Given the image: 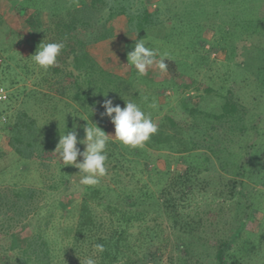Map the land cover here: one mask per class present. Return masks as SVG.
I'll list each match as a JSON object with an SVG mask.
<instances>
[{
	"label": "trees",
	"instance_id": "obj_1",
	"mask_svg": "<svg viewBox=\"0 0 264 264\" xmlns=\"http://www.w3.org/2000/svg\"><path fill=\"white\" fill-rule=\"evenodd\" d=\"M12 5H17L24 15L31 11L34 15L26 27L29 31L27 35L14 34L15 38L23 39L32 48L29 59L42 42H63L65 46L56 66L45 71L39 89L32 92L22 90L20 106L15 111L14 103L19 100L16 93H9L7 103L0 106V119L5 118L1 122L0 132L5 135L7 143L5 153L0 150V159L4 154H14L20 157V163L26 167V161L40 160L38 158L46 154L60 164L59 176L55 177L58 179L50 187L51 190L60 186L66 189L71 172L76 169L73 166L64 167L52 153L60 135L72 130L74 125L81 127L77 129L78 140H83V128L87 123L91 121L92 125L96 123L98 126L99 119H104L101 113L105 109H98L97 101L103 97L106 86L95 83L105 81V75L100 72L103 63L92 56L88 48L115 40L119 36L115 31L116 21L125 14L126 8L113 4L111 0H22L14 1ZM44 17L46 20H43ZM153 18L154 15L145 10L137 16V20L129 19L138 30V38L146 35L149 25L152 30L159 24ZM257 23L259 26L256 24L255 30L262 37L263 43L262 48L258 45L256 48L264 53V32L260 29L262 22L257 19ZM161 24L170 28L164 22ZM166 63L167 72L174 79L175 62L166 60ZM263 70L264 67L258 69V72ZM4 71L5 79L0 81V86L9 89L5 82L15 80V77L7 80L11 69ZM134 71V80L140 78L138 72ZM154 82L140 81L138 88ZM15 84L11 81L9 86ZM145 88L141 89L145 91V96L129 88L125 91L121 86L115 89L113 86L112 91L107 89V98L113 100L114 105L119 104L123 108L125 99L138 103L144 111L155 109V114L150 110L145 112L151 114L158 131L142 147H126L118 141L109 140L105 175L109 180L102 181L98 186L86 187L76 207L77 221L72 229V244L67 251L75 260L57 261L46 239V232L41 234V242L18 239V234L12 228L14 224H20L23 228V221L34 211L30 204L37 194L33 189L21 187L16 176L12 177L13 183H0V237L12 242L5 251L19 252L17 264H82L92 255L93 246L98 243L104 246L105 251L94 256L96 264H264V201L257 195L249 194L245 181L251 178L248 166L253 159H257L263 170L256 184H264L263 155H258V151L256 156V144L241 145L240 153L236 154L227 145L222 150L217 148L220 146L221 135L226 131L232 135L238 130L243 135L246 130L239 125L244 118L239 115L236 104L227 101L219 114L196 113L190 107V102L183 99V105L188 106L183 107L182 115L172 110L164 113L163 105L158 103L157 91L150 97L147 92L151 89ZM256 88L261 92L259 97H264V80L258 81ZM95 90L97 93L93 94ZM51 102L55 104L51 107L52 113H49L45 107ZM255 102L259 105L258 98ZM153 103L156 104L155 108L151 107ZM81 110L86 116H83ZM48 113L52 116L46 118ZM190 117L193 124H189ZM107 121L111 122L108 117ZM218 131L222 134H218ZM199 142L206 144L207 149L223 165L224 172L218 173L217 181H210V176L199 178L202 173L212 172L207 168L199 173L201 165L198 163L199 158H196L200 152ZM82 146L79 143L77 145L80 149ZM249 148L254 150L250 152ZM162 151L177 153L187 163L185 173L168 177L170 168L166 167V170L151 166L156 157L162 156L158 154ZM200 156H204L207 164L212 163L211 158L204 153ZM231 157H237L238 160H231ZM4 173H7L5 168L0 170V176ZM144 174H148L150 179L141 184ZM127 177L128 182L125 181ZM196 184L199 188L202 185L205 192L198 191ZM210 189L214 191L212 194ZM202 199L208 205L217 203L220 204L217 205L219 208L222 205L226 207L227 212L232 214L229 221H224L228 223V228L220 231L216 221L207 225L209 221L204 223L189 214H192L190 208ZM60 206L63 210L68 209L64 203H60ZM211 208L213 212L216 211L214 207ZM39 210L37 206L33 214H40ZM222 210L221 207L220 212ZM212 211L209 209L206 212L207 219L209 216L217 219L218 215ZM258 214H261L260 218ZM165 254L168 257L164 262ZM3 258L7 259V256L1 257L2 261Z\"/></svg>",
	"mask_w": 264,
	"mask_h": 264
},
{
	"label": "rangeland",
	"instance_id": "obj_2",
	"mask_svg": "<svg viewBox=\"0 0 264 264\" xmlns=\"http://www.w3.org/2000/svg\"><path fill=\"white\" fill-rule=\"evenodd\" d=\"M14 1L21 2L22 0H0V16L2 18L0 21V81L5 79L4 70L10 68L11 73L8 72L9 75L6 79L10 80V77H15V80L11 81L16 84L10 87L11 81L5 80L9 89L4 88L9 93L13 92L19 96V100L13 106L15 111L20 106L21 91L32 92L39 89L41 80L45 77V71L39 69L29 59L32 48L23 39L20 40L14 36L15 33L27 35L29 31L26 27L34 17L32 11L25 15L22 14L17 5H12ZM111 2L126 8L125 14H122L116 21L115 31L117 30L119 36L115 40L88 48L90 54L103 63L100 66L103 70L100 72L105 75L103 79L105 81H95V83L100 86L105 84L104 94H107V89L112 91L113 86L114 89L121 86L125 91L129 88V90L141 92L145 96V91L141 89L147 87V90L151 89L147 92L150 97L154 96L157 91L158 103L163 105L164 113L172 110L179 115H182L183 107L188 106L183 105V99L190 102V107L195 109L196 113L199 111L215 114L221 113L223 105L230 100L236 104L239 115L244 118V121H241L239 125L246 130L243 135L238 130L232 135L226 131L221 135L220 146L217 148L222 150L227 145L236 154L240 153L239 146L256 144V148H254L256 156L263 155L264 163V97H259L261 92L256 88V83L264 80V70L261 71L262 73L258 72V69L264 67V53L256 48L257 45L262 48L263 39L255 30V25L259 26L257 23V19H259L262 22L260 29L264 32V0H111ZM145 10L152 13L154 15L152 20L159 24L152 30L149 29L151 28L149 25L146 35L143 38H138V30L129 19L137 20V16L143 14ZM43 20H46V17ZM162 22L170 25V28L163 27ZM139 40H144L147 46L157 48L161 54H167L166 60L175 62L174 79L170 72L160 73L158 69L150 68L144 76L145 78L141 76L134 80L135 69L128 65V53L134 49ZM170 80V84H164ZM140 81L156 82L149 86L143 84V87L139 89ZM95 93H97L96 90L93 94ZM262 96H264V90ZM256 98H258L259 105L255 102ZM103 99L105 100L104 95L98 99V109H104L101 106L104 102ZM5 103L7 102L0 103V106H4ZM39 103L42 104V101L39 100ZM53 103L55 104V102H51L45 107L49 113H52ZM147 110L153 114L157 112L155 109ZM51 116L52 114H49L46 118ZM83 116H86V113H83ZM184 116L186 117L187 114L185 113ZM99 120L98 127L106 134L114 135V125L107 121V117L104 116L103 120L101 118ZM189 120V124H193L191 117ZM1 122H4L2 118L0 125ZM89 123L93 124L91 121ZM217 133L222 134L219 131ZM200 137L198 138L201 140ZM109 140L116 141L112 137H109ZM199 143L200 152L196 156L199 158V165H201L199 173L207 168L212 171L210 174L202 173L199 178L210 176V181H217L218 173L224 172L223 165L217 156L207 149L206 144ZM6 144L5 135L0 132V150L3 153L7 149ZM254 149L249 148V151L252 152ZM80 150L83 152L85 146L83 145ZM258 151L260 153L257 155ZM202 153L209 156L212 163L207 164L204 156H200ZM158 154L162 156L156 157L151 166L170 168L167 173L168 177L185 173L187 163L183 162L177 153L162 151ZM38 159L40 160L34 162L26 161V167L22 165V162L20 163V157L14 154H4L0 159V170L5 168L7 172L0 176V183L5 185L13 183L12 177L16 176V180H20L21 187L33 189L37 194L33 203L30 204L34 211L29 218L23 221V228L20 224H14L12 229L15 234H18V239L23 241L38 240L41 242L43 239L41 234L46 232V239L57 261L75 260L74 257H70L67 251L72 244V229L77 221L76 207L82 199L86 187L78 186L81 177L78 175L79 169L75 168L76 170L71 172L68 179V188L60 186L58 189L56 187L51 190L50 187H53L58 179L55 177L59 176L60 164L55 161L56 159L48 158L46 154ZM230 159L238 160L237 157ZM77 162H82V157H78ZM248 170L251 178L245 180L247 191L251 195L261 197L260 200L264 201V184H256L262 175L260 172L263 170L260 167V162L253 159ZM148 178V174H144L141 184ZM108 180L107 176L101 177L100 184L102 181L107 182ZM125 181L128 182L129 177ZM202 188V185L199 188L196 184L198 191H203ZM155 189L157 190V188ZM209 192L212 194L214 191L210 189ZM60 203L66 204L68 209L63 210ZM217 205L220 204L210 203L208 205V202L202 199L201 202L195 203L190 208L192 214H189L195 215L196 220L201 219L204 223L209 221L207 225L216 221L217 229L222 231L228 228V223H224V221H229L231 218L229 216L232 214H229L223 205L221 206L223 210L220 212L221 207L219 208ZM37 206L40 207L38 215L37 213L33 214ZM211 207H214L216 211L213 212ZM209 209L218 215L217 219L211 216L207 219L205 214ZM257 217L260 218L261 214H258ZM256 224H252V226ZM153 225L157 224L153 223ZM11 243L10 239L0 237V264H17L16 261L20 257L19 252L5 251V249H9ZM167 254L163 258L164 262L167 260ZM3 256H7V259L3 258L2 261L1 257Z\"/></svg>",
	"mask_w": 264,
	"mask_h": 264
},
{
	"label": "clouds",
	"instance_id": "obj_3",
	"mask_svg": "<svg viewBox=\"0 0 264 264\" xmlns=\"http://www.w3.org/2000/svg\"><path fill=\"white\" fill-rule=\"evenodd\" d=\"M64 43H41L31 60L41 70L48 71L56 66L58 57L64 48ZM166 55L152 46H147L144 40H139L134 49L128 53V65L134 67L140 76L147 74L150 68H156L160 73L168 71ZM105 100L101 105L105 111L101 116L108 117L114 125V135L106 134L100 127L87 125L83 128L85 138L78 140L79 125H74L72 130L60 135L55 151L52 153L60 162L66 166H73L79 169L78 186L94 187L100 184V178L107 173L106 147L109 137L114 138L121 145L131 148L142 147L158 131L151 114L146 113L138 103L125 100L122 108L119 104L114 105L113 100L108 99V93L103 94ZM123 98V97H122ZM151 107L155 108L153 103ZM82 119V118H81ZM84 120V119H83ZM83 144L85 150L81 152L77 145ZM78 157H82V162H77ZM105 251L102 244L93 246V253L82 264H96L94 256Z\"/></svg>",
	"mask_w": 264,
	"mask_h": 264
},
{
	"label": "built area",
	"instance_id": "obj_4",
	"mask_svg": "<svg viewBox=\"0 0 264 264\" xmlns=\"http://www.w3.org/2000/svg\"><path fill=\"white\" fill-rule=\"evenodd\" d=\"M9 99V91L0 86V103L7 102ZM5 121V118H2Z\"/></svg>",
	"mask_w": 264,
	"mask_h": 264
}]
</instances>
